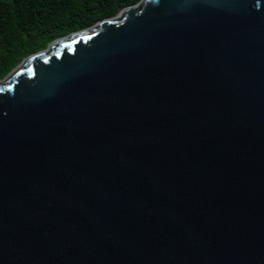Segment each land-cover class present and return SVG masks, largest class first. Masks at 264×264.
Returning <instances> with one entry per match:
<instances>
[{"label": "water", "instance_id": "95a60500", "mask_svg": "<svg viewBox=\"0 0 264 264\" xmlns=\"http://www.w3.org/2000/svg\"><path fill=\"white\" fill-rule=\"evenodd\" d=\"M0 264H264V0H139L1 78Z\"/></svg>", "mask_w": 264, "mask_h": 264}, {"label": "trees", "instance_id": "16d2710c", "mask_svg": "<svg viewBox=\"0 0 264 264\" xmlns=\"http://www.w3.org/2000/svg\"><path fill=\"white\" fill-rule=\"evenodd\" d=\"M139 0H0V79L25 57Z\"/></svg>", "mask_w": 264, "mask_h": 264}]
</instances>
